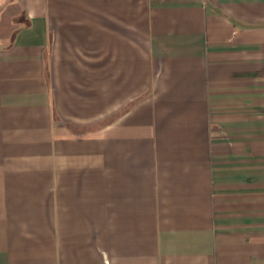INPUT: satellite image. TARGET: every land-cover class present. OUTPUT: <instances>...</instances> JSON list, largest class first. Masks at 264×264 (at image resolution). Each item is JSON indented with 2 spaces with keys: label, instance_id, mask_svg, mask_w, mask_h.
Masks as SVG:
<instances>
[{
  "label": "crops",
  "instance_id": "0c3cea01",
  "mask_svg": "<svg viewBox=\"0 0 264 264\" xmlns=\"http://www.w3.org/2000/svg\"><path fill=\"white\" fill-rule=\"evenodd\" d=\"M0 264H264V0H0Z\"/></svg>",
  "mask_w": 264,
  "mask_h": 264
}]
</instances>
